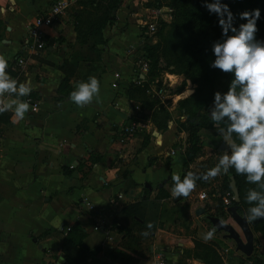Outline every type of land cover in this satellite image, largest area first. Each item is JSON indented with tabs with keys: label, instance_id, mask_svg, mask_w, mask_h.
<instances>
[{
	"label": "crops",
	"instance_id": "obj_1",
	"mask_svg": "<svg viewBox=\"0 0 264 264\" xmlns=\"http://www.w3.org/2000/svg\"><path fill=\"white\" fill-rule=\"evenodd\" d=\"M53 1L0 0V54L11 76L33 85L38 102L19 123L11 113L0 114V264H208L195 253L193 238L200 231L195 208L202 206L206 216L210 197L190 195L179 210L184 218L173 217L172 231L164 228L177 201L169 203L171 177L183 179L191 162L179 148L174 122L158 125L145 114L160 80L139 73V56L153 37L144 35L142 21L158 7L135 0L129 11L120 0L108 19L97 0H73L43 28L44 48L32 49L29 25ZM137 41L138 48L127 50ZM19 56L26 58L22 71ZM115 71L120 76L113 87ZM136 74L139 83L133 82ZM90 76L100 81V102L80 108L69 96ZM135 105L139 128L121 143L120 126ZM217 232L224 248L211 254L209 264H256L254 258L264 264L260 253L246 255ZM156 248L163 249L162 263Z\"/></svg>",
	"mask_w": 264,
	"mask_h": 264
},
{
	"label": "rangeland",
	"instance_id": "obj_2",
	"mask_svg": "<svg viewBox=\"0 0 264 264\" xmlns=\"http://www.w3.org/2000/svg\"><path fill=\"white\" fill-rule=\"evenodd\" d=\"M95 0H92L94 2ZM123 6L131 10V4L135 0H123ZM119 1L114 0H97L96 6L98 11L104 10V14L109 16L111 5ZM215 0H203L202 6L193 4L192 0H141L140 3L150 7H167L172 8V18L169 21H163L157 31L151 36L152 39L146 42L144 50L150 45H155L153 57L149 58L152 72L151 78L160 80L157 85V93H150L147 100V109L144 113L155 116L158 125L166 126L168 122H174L177 132L180 134L179 148L186 152L190 143V123L195 122L198 126V136L200 138L201 149L192 157L190 165H186V174L190 170L207 172L213 168L219 161L225 151L229 150L219 135L216 127L210 119L209 112L213 105L209 103L214 98L215 92L222 94L229 89L233 74L223 73L219 69L212 68L210 65L215 60L213 53V44L216 41H223L225 38L222 34V28L219 25V17L211 13L206 3H213ZM221 3L228 5L233 13V26L239 29L241 24L240 14L244 11L247 4L246 0H220ZM201 14V15H200ZM111 16L108 17L110 19ZM233 33L229 32V35ZM152 40V41H151ZM154 57L158 58L154 63ZM149 71V72H150ZM170 74V76L168 75ZM165 76H169L165 78ZM187 78L191 84L187 83ZM149 93V92H147ZM146 110V109H145ZM223 142V145H222ZM235 176L238 186L239 204L242 208L248 210L250 205L247 200V192L250 189H257V185L247 182L246 177L238 175L234 169H230L227 174H221L214 179H198L197 187L191 193L192 196L200 192H206L210 200L204 202L208 206L206 213L218 215L227 222H231L239 230L233 219L226 211V207L232 203L231 190L227 187L229 176ZM202 177V176H198ZM172 196L169 203H172ZM207 199V198H205ZM203 199V200H205ZM196 201H193L195 203ZM175 209H168L164 219V228L172 231L174 218L181 221L184 218L185 210L183 205L187 204V198H179L175 202ZM182 205V206H181ZM210 210V211H209ZM196 232L194 240L195 253L204 256L208 264L211 262V254H217V248H224L220 243V233L215 231L217 238L207 242L203 239L204 235L215 228L205 213L197 215ZM179 221V222H180ZM255 235V247L253 254L260 253L264 256V219L257 220L251 224ZM189 228V225H188ZM216 229V228H215ZM214 234V235H215ZM234 248L235 243L228 241Z\"/></svg>",
	"mask_w": 264,
	"mask_h": 264
},
{
	"label": "clouds",
	"instance_id": "obj_3",
	"mask_svg": "<svg viewBox=\"0 0 264 264\" xmlns=\"http://www.w3.org/2000/svg\"><path fill=\"white\" fill-rule=\"evenodd\" d=\"M205 6L219 17L225 37L222 42H214L215 60L210 66L234 76L226 93L215 92L210 112V119L229 150L202 177L188 172L181 179L179 174H173L171 194L173 198L186 199L196 189L198 179H214L234 169L259 189H250L246 196L247 202L255 206L247 210L244 220L252 223L264 219V42L256 39L260 10L241 13L240 18L247 22L240 24L237 30L227 4L215 0ZM229 32L233 34L229 35ZM7 69L8 60L0 54V114L11 113L13 121L19 123L30 110V102L22 98L32 93L33 85L14 79ZM100 91L99 79L90 76L87 81L76 85L69 99L84 108L100 102ZM221 226L226 225L221 222ZM152 227L149 222L147 228L150 230ZM215 231L213 228L204 235L205 242L214 238ZM142 235L148 236L149 232Z\"/></svg>",
	"mask_w": 264,
	"mask_h": 264
},
{
	"label": "built area",
	"instance_id": "obj_4",
	"mask_svg": "<svg viewBox=\"0 0 264 264\" xmlns=\"http://www.w3.org/2000/svg\"><path fill=\"white\" fill-rule=\"evenodd\" d=\"M72 1L73 0H54L45 12H42L41 14H37L35 16L34 20L29 25V28H28L29 38L33 39L34 41L32 44V49L34 48L36 50V49L44 48L46 41L44 39L43 28L49 26L54 21L59 20L61 15H63L66 12L67 8L69 7ZM161 9H162L161 7L155 8L152 11V15L150 18H147L146 16L143 18L142 22L144 26V32L146 34L153 35L157 31L161 20L169 21L172 18V8L167 6L163 8L162 10ZM161 13L164 14V17L161 16ZM142 40L143 39H141V41ZM138 42L139 41L131 43L128 46L127 50H134L138 48L139 46ZM16 63L19 66L20 70L22 71L26 64V58L23 56H19L17 57ZM149 68H150V64H149L148 59L145 58L144 55H140L139 56V73L142 75H145L149 71ZM119 76H120V72L115 71L114 80L111 82V85L113 87L118 86ZM12 77L14 79H17V77L15 76H12ZM141 80H142V77L139 74L138 75L136 74V76L133 78V82H136V83L141 82ZM25 100L30 102L32 111H36L38 109V102L31 94L25 97ZM138 111H139V106L135 105L134 111L131 113L130 117L128 118V121L126 123L121 124L119 135H118L119 142L123 143L129 140L133 136V134H135V132L138 130L139 120H140ZM173 152L174 150H170L168 154L173 153ZM70 167H72V165ZM206 197H208L206 192H200L198 194L199 199H205ZM103 222H104V219L101 218V220H99V224ZM97 225L95 226V228H97ZM66 229L68 230L70 229V227L67 226ZM155 255L158 258V261L162 263L164 259L163 249L156 248ZM56 264H62V263L60 262Z\"/></svg>",
	"mask_w": 264,
	"mask_h": 264
},
{
	"label": "water",
	"instance_id": "obj_5",
	"mask_svg": "<svg viewBox=\"0 0 264 264\" xmlns=\"http://www.w3.org/2000/svg\"><path fill=\"white\" fill-rule=\"evenodd\" d=\"M52 42L53 40L52 38H50L47 43L48 45H52ZM187 83L191 84V80L189 78H187ZM184 169L186 170V167ZM190 172H193L197 176H203L205 174V172L198 170H191ZM166 181L167 177L163 178L162 182H160L159 185L161 186ZM146 185L149 184L146 183ZM229 186L232 192L231 199L233 202L226 207V211L229 213L234 223L238 226L239 230L234 226L233 223L225 221L218 215L208 213L206 214V217L216 228V230L222 231L223 237L230 238L234 241L236 250H240L244 254L250 255L254 249V234L250 224L246 223V221L244 220L246 214L243 210L240 209L238 188L232 175L229 176ZM173 199L176 200L178 198ZM194 212L195 214H201L204 212V208L202 206H198L195 208ZM221 222H223V225L226 226H221Z\"/></svg>",
	"mask_w": 264,
	"mask_h": 264
},
{
	"label": "trees",
	"instance_id": "obj_6",
	"mask_svg": "<svg viewBox=\"0 0 264 264\" xmlns=\"http://www.w3.org/2000/svg\"><path fill=\"white\" fill-rule=\"evenodd\" d=\"M192 1H193V4L195 3L196 5L202 6L203 0H192ZM246 1H247V4L244 8V11H242V13L245 11L252 12L255 9L260 10V18L257 20L258 32L256 33V39L258 41L264 42V0H246ZM115 8H116V4H112L111 5V11ZM240 20H241V24L247 22L246 20L241 19V18H240ZM161 22H163V20L160 21V24H161ZM158 28H159V26H158ZM145 34L146 33H144V35ZM147 35L148 34H146L145 36L147 37ZM146 49L147 50L143 52L144 57L147 59H149L150 57L152 58L154 50H155V45L152 44V45L148 46ZM157 59H158L157 57L156 58L154 57V63L157 61ZM150 74H152L151 71H150ZM144 85H146V84H144ZM209 103L211 105H213L214 104V98H211L209 100ZM197 131H198V126L196 125V123L194 121L191 122L190 123V137L191 138H190L189 147H188L187 151L185 152V155H186L188 160H191L192 157L201 149L200 138L198 136ZM231 175L235 179V176L233 174H231ZM235 183H236V180H235ZM236 186H237V184H236ZM227 187L230 189L229 182H228ZM237 188H238V186H237ZM231 201H232V199H231ZM240 209L243 210L245 212V214L247 213V210L245 208H242L241 205H240ZM249 224L251 226L252 223H249ZM251 228H252V226H251ZM254 261L256 264H261L259 258H254Z\"/></svg>",
	"mask_w": 264,
	"mask_h": 264
}]
</instances>
